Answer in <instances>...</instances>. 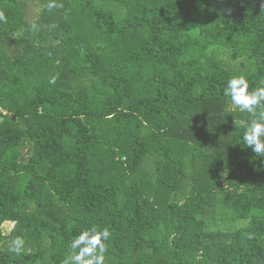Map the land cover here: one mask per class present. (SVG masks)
Returning <instances> with one entry per match:
<instances>
[{"label": "trees", "instance_id": "16d2710c", "mask_svg": "<svg viewBox=\"0 0 264 264\" xmlns=\"http://www.w3.org/2000/svg\"><path fill=\"white\" fill-rule=\"evenodd\" d=\"M48 3L0 0V264L93 226L105 264H264V157L224 95L264 86V0Z\"/></svg>", "mask_w": 264, "mask_h": 264}, {"label": "clouds", "instance_id": "9594fccd", "mask_svg": "<svg viewBox=\"0 0 264 264\" xmlns=\"http://www.w3.org/2000/svg\"><path fill=\"white\" fill-rule=\"evenodd\" d=\"M51 11L55 8H62L63 4L56 3V0H49L46 5ZM264 8V4H262ZM0 20L6 22L4 13L0 11ZM36 29V25H32ZM50 83H55L53 78ZM248 80L243 76H234L229 79L224 89V95L231 100L229 113L239 110L249 113L252 116L246 125L243 134V143L259 156L264 157V86L249 91ZM112 238V231L108 228L99 229L93 226L82 231L75 237L70 245V255L65 258L63 264H105L108 251V241ZM24 240L16 237L10 245L9 250L20 255L23 252Z\"/></svg>", "mask_w": 264, "mask_h": 264}, {"label": "rangeland", "instance_id": "374dc122", "mask_svg": "<svg viewBox=\"0 0 264 264\" xmlns=\"http://www.w3.org/2000/svg\"><path fill=\"white\" fill-rule=\"evenodd\" d=\"M226 55H223V58L224 59H226ZM229 61V60H228ZM231 64H234L235 62H233V60L232 61H229ZM241 222V225H243L244 224V221L242 222V221H240ZM12 226V224L11 223H9V222H6V223H3L2 224V228H3V230H5V231H8L9 229H10V227Z\"/></svg>", "mask_w": 264, "mask_h": 264}]
</instances>
